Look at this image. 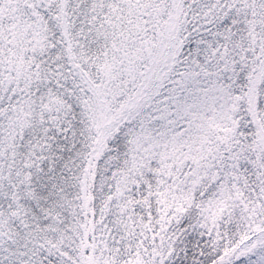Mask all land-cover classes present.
Returning <instances> with one entry per match:
<instances>
[{
    "label": "snow or ice",
    "instance_id": "snow-or-ice-1",
    "mask_svg": "<svg viewBox=\"0 0 264 264\" xmlns=\"http://www.w3.org/2000/svg\"><path fill=\"white\" fill-rule=\"evenodd\" d=\"M0 264H264V0H0Z\"/></svg>",
    "mask_w": 264,
    "mask_h": 264
}]
</instances>
